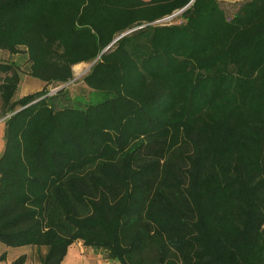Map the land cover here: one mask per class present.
<instances>
[{"label":"trees","instance_id":"trees-1","mask_svg":"<svg viewBox=\"0 0 264 264\" xmlns=\"http://www.w3.org/2000/svg\"><path fill=\"white\" fill-rule=\"evenodd\" d=\"M0 51L44 84L15 100L0 61L4 248L264 264V0H0ZM94 61L87 96L49 95Z\"/></svg>","mask_w":264,"mask_h":264},{"label":"crops","instance_id":"crops-1","mask_svg":"<svg viewBox=\"0 0 264 264\" xmlns=\"http://www.w3.org/2000/svg\"><path fill=\"white\" fill-rule=\"evenodd\" d=\"M218 1L225 3V4H232V3L241 2L243 0H218ZM0 53H2V52L0 51ZM21 56L22 55L18 54V55H13V56H7V58L12 57L10 60L9 59L8 60L19 64L18 61H19ZM24 61H26V60H24ZM81 64H83V63H81ZM25 66L27 67V64ZM76 66H78V65H76ZM21 70H22V68H21ZM22 75L28 77L24 81V84H23V80H22ZM43 87H44V84L42 82L35 80V79H32L30 76H28L27 73L21 74L20 83H19L18 89L16 91V94L14 96V99L16 100L18 98H21V97L27 95V94L40 91V90H42ZM50 88H51V86L49 87V89ZM1 109L2 108H1V99H0V110ZM1 117H2V119H0V156L2 155V153L4 151V128H5V124L2 121H4L8 116H5V117L1 116ZM29 250H31V249H29ZM3 253H6V255H7L8 248H4L0 244V255ZM23 254H26V252ZM6 261H7V259H6ZM8 264H10V262ZM61 264H118V263L115 261L107 260L105 258L104 252H102L100 250H94L91 248H86L82 245L81 242H76L68 248L67 254H66V256H65V258Z\"/></svg>","mask_w":264,"mask_h":264},{"label":"rangeland","instance_id":"rangeland-1","mask_svg":"<svg viewBox=\"0 0 264 264\" xmlns=\"http://www.w3.org/2000/svg\"><path fill=\"white\" fill-rule=\"evenodd\" d=\"M236 8H237V4H234L233 7L225 9L227 12V16L231 17L232 12H234ZM167 22L180 23L182 22V20L177 18V15H176L170 21H167ZM7 56H8L7 53H0V61H7L8 59L10 60L12 58V57L7 58ZM24 60H25V57L21 56L18 61L20 67L22 68L21 70L22 74L27 72V67L25 66L26 62ZM90 68H91V64H85V63L75 66L73 68V73H74L73 80L69 84H66V85L51 86V88L49 89V95L55 94L58 90H60V88L61 89L66 88L68 90V94H70L73 97L83 98L87 96L89 94V90L82 83L81 79L90 70ZM2 77L3 75L0 73V79ZM27 78L28 77L22 75L23 84ZM1 116H2V109L0 110V119H2ZM25 252L27 256V261L25 264H40L36 251L34 249L29 250L27 248L25 249L24 248L23 249L22 248L21 249L8 248V253L5 256V259L0 261V264H8L9 262L11 263L13 260L21 256ZM44 252H45V249L43 248L41 250V253L43 254ZM6 259L8 262L6 261Z\"/></svg>","mask_w":264,"mask_h":264},{"label":"water","instance_id":"water-1","mask_svg":"<svg viewBox=\"0 0 264 264\" xmlns=\"http://www.w3.org/2000/svg\"><path fill=\"white\" fill-rule=\"evenodd\" d=\"M185 8H186V7H185ZM185 8H183L182 10L178 11L177 13H175V14H173L172 16H169V17H171V18L175 17L176 15L180 14ZM139 28H140V27H139ZM139 28L132 29V30H130V31H128V32H126V33H124V34H122L121 36H119L118 38H116V39L112 42V44H113L114 42H116L117 40H119L120 38H122L123 36H125V35H127V34L133 32V31H135L136 29H139ZM95 61H96V60H95ZM95 61L91 64V66L95 63ZM60 89H61V88H60Z\"/></svg>","mask_w":264,"mask_h":264},{"label":"built area","instance_id":"built-area-1","mask_svg":"<svg viewBox=\"0 0 264 264\" xmlns=\"http://www.w3.org/2000/svg\"><path fill=\"white\" fill-rule=\"evenodd\" d=\"M171 19H172L171 17H166V18L156 21V23H168L167 21H170Z\"/></svg>","mask_w":264,"mask_h":264},{"label":"bare ground","instance_id":"bare-ground-1","mask_svg":"<svg viewBox=\"0 0 264 264\" xmlns=\"http://www.w3.org/2000/svg\"><path fill=\"white\" fill-rule=\"evenodd\" d=\"M80 65V64H79Z\"/></svg>","mask_w":264,"mask_h":264}]
</instances>
